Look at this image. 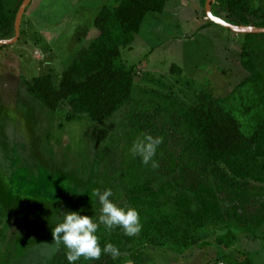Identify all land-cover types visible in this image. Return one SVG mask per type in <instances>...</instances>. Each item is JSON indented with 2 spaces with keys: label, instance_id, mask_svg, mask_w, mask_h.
Returning <instances> with one entry per match:
<instances>
[{
  "label": "rangeland",
  "instance_id": "374dc122",
  "mask_svg": "<svg viewBox=\"0 0 264 264\" xmlns=\"http://www.w3.org/2000/svg\"><path fill=\"white\" fill-rule=\"evenodd\" d=\"M113 1L32 0L19 39L0 45V264H55L63 255L74 264H88L86 252L101 217L97 206L104 200L102 183L118 185L120 172L132 163L148 165L156 152L124 120L143 91L171 89L189 103L203 88L225 96L246 75L235 43L242 35L220 25H199L195 17L210 21L199 1L167 0L163 14L147 15L140 34L122 49V60L135 67V85L131 104L113 118L70 119L68 102L55 112L33 102L23 78L51 73L58 81L97 36L94 19ZM222 1L213 0L212 7ZM246 1L264 10V0ZM257 46L264 47V40ZM173 66L181 69L172 71ZM117 197L103 221L125 205L123 187L117 186ZM228 231L235 240L229 248L220 247L215 238ZM213 233L183 253L140 247L136 240L114 256L118 264H264V224L228 223Z\"/></svg>",
  "mask_w": 264,
  "mask_h": 264
},
{
  "label": "trees",
  "instance_id": "16d2710c",
  "mask_svg": "<svg viewBox=\"0 0 264 264\" xmlns=\"http://www.w3.org/2000/svg\"><path fill=\"white\" fill-rule=\"evenodd\" d=\"M22 1L0 0V39L14 36ZM113 2L101 7L97 36L58 81L51 73L23 78L33 102L52 112L68 102L70 119L86 115L97 123L131 104L135 67L122 60V49L133 43L145 16L162 13L167 0ZM212 10L235 24L264 27V10L246 0H223ZM243 38L239 57L246 75L225 96L203 88L184 103L171 89L144 90L128 109L127 127L156 152L148 165L132 163L120 172L118 185L102 183L88 264H118L116 250L136 240L140 247L183 253L212 238L217 226L264 224V47L257 46L264 34ZM117 186L125 189V205L103 221L117 206ZM234 240L231 231L215 238L223 248ZM65 256L55 264H74Z\"/></svg>",
  "mask_w": 264,
  "mask_h": 264
},
{
  "label": "water",
  "instance_id": "95a60500",
  "mask_svg": "<svg viewBox=\"0 0 264 264\" xmlns=\"http://www.w3.org/2000/svg\"><path fill=\"white\" fill-rule=\"evenodd\" d=\"M32 0H23L21 5L19 6L16 18H15V33L14 36L10 39H0V45H10L16 42L20 36V27L23 15L30 5ZM212 1L213 0H205L204 1V13L206 18H208L211 22L220 25L228 30L234 32L235 34H264V27H255L250 25H240L235 24L229 21L224 20L223 18L215 15L212 10Z\"/></svg>",
  "mask_w": 264,
  "mask_h": 264
},
{
  "label": "crops",
  "instance_id": "0c3cea01",
  "mask_svg": "<svg viewBox=\"0 0 264 264\" xmlns=\"http://www.w3.org/2000/svg\"><path fill=\"white\" fill-rule=\"evenodd\" d=\"M196 1H199V0H196ZM193 4H194V2H193ZM167 6V5H166ZM166 8V7H165ZM165 10V9H164ZM164 12V11H163ZM163 12L162 13H155V14H148V15H152V16H155V15H161V14H163ZM98 14V13H97ZM147 16V15H146ZM146 16H145V18H144V20H143V22H142V24H141V26H140V30H139V32L135 35V37L137 36V35H139L140 34V31H141V29H142V27H143V24L145 23V20H146ZM195 20L196 21H198L199 23V25H204V26H206V25H217V24H215V23H213V22H211V21H203L202 19L201 20H199V19H197V17H195ZM209 22H211V23H209ZM238 35H240V34H236V36H238ZM242 37H243V35H242ZM243 40H244V38L242 39V41H238V40H235V43L236 42H239L237 45L240 47V49H241V46H242V42H243ZM134 42V41H133ZM229 50V49H228ZM228 50L226 51V54H225V58L229 55V52H228ZM240 52V51H239ZM176 67H178V66H176ZM178 68H180L181 69V67H178Z\"/></svg>",
  "mask_w": 264,
  "mask_h": 264
}]
</instances>
